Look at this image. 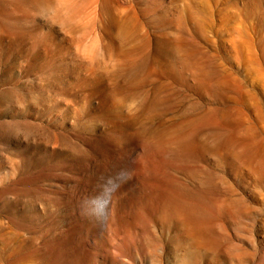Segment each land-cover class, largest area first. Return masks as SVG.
Wrapping results in <instances>:
<instances>
[{"label":"rangeland","instance_id":"rangeland-1","mask_svg":"<svg viewBox=\"0 0 264 264\" xmlns=\"http://www.w3.org/2000/svg\"><path fill=\"white\" fill-rule=\"evenodd\" d=\"M0 264H264V0H0Z\"/></svg>","mask_w":264,"mask_h":264}]
</instances>
